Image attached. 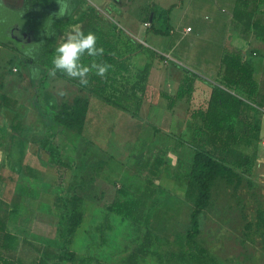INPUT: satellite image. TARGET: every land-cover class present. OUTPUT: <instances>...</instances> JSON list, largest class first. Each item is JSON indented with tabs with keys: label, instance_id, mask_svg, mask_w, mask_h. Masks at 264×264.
<instances>
[{
	"label": "rangeland",
	"instance_id": "374dc122",
	"mask_svg": "<svg viewBox=\"0 0 264 264\" xmlns=\"http://www.w3.org/2000/svg\"><path fill=\"white\" fill-rule=\"evenodd\" d=\"M60 2L0 0V97L16 101L13 108L0 103V218L14 236L5 255L34 264L43 257L37 249L48 246L53 252L45 264H70L55 257L62 245L58 197L76 194L82 222L70 244L74 264L80 258L86 259L82 264H124L145 227L108 207L117 199L134 198L148 180L153 193L144 211L153 242L151 254L138 264H199L187 254L184 259L170 254L188 251L196 195L189 185L194 153L190 114L206 107L223 48L229 47L240 49L256 83L253 101H247L260 121L259 139L238 147L255 155V163L250 175L241 174L238 187L223 179L214 183L209 204L198 216L195 243L215 264H264V224H257L258 212L264 218V3L256 11L261 27L242 36L231 16L234 0H64L71 16L58 17ZM14 23L34 32L31 42L6 33ZM74 27L114 44L130 69L121 83H133L137 71L151 63L136 117L78 79L51 74L54 49ZM26 45L35 49L31 58L24 55ZM186 75L194 77L193 93L168 111L161 95L175 94ZM235 93L246 100L242 89ZM77 97L89 102L80 132L52 119L62 103L71 105ZM43 138L69 165L61 168L60 181L40 147Z\"/></svg>",
	"mask_w": 264,
	"mask_h": 264
},
{
	"label": "trees",
	"instance_id": "16d2710c",
	"mask_svg": "<svg viewBox=\"0 0 264 264\" xmlns=\"http://www.w3.org/2000/svg\"><path fill=\"white\" fill-rule=\"evenodd\" d=\"M263 3L264 0H234L231 16L234 26L239 29L242 36L261 27L262 20L256 16V11ZM153 32L165 34L159 29H153ZM261 40L264 42V34ZM97 46L104 49L103 56L83 57L82 63L90 66L95 60V62L110 64L111 68L104 77L90 72L88 84L83 86H87L91 92L105 97L108 103L116 108L130 112L132 116L136 117L145 97V83L151 63L146 62L143 68L137 71L133 83L127 85L124 81L121 83V80L130 69L118 49L112 42L102 39L97 41ZM220 65L221 71L218 80L211 86L206 107L193 110L188 124L194 151L189 185L196 191L190 216L191 228L185 241L188 251L180 252L178 255L170 254L171 257L176 256L179 259H184L187 254L189 258L199 264H215L208 253L203 248H197L195 243V236L198 232V216L209 204L211 188L218 179H223L225 182L233 184L234 187H238L242 181L241 174L250 175L252 173L255 155L250 156L238 147L251 146L258 141L260 134V121L255 117L253 106L248 102L253 101L256 83L252 70L243 61L240 49L224 47ZM56 74L60 77L65 76L60 72ZM193 84L194 78L186 75L177 87L175 94L162 93L161 96L166 101V109L171 111L177 100L190 97L193 93ZM237 89L244 91L246 100L235 93ZM0 103L11 108L16 105V101L5 94L1 95ZM88 106L89 102L86 98L77 97L71 105L62 103L52 119L70 130L80 132ZM238 125L240 128H237ZM40 147L49 156V162L54 166L60 181L62 179L61 168L69 167V165L62 160L57 148L47 138L41 140ZM226 156L231 157L230 162L225 160ZM117 192L123 196L126 194L121 191ZM152 193V182L147 180L144 189L138 192L134 198L117 199L108 207L110 211L130 219L132 223H142L145 227L141 243L131 250L125 258L124 264H138L140 259L151 254L153 235L149 217L144 210L146 201ZM58 199L62 201L63 210L59 233L62 245L55 257L58 261L74 264L77 257L75 252L70 249V244L75 231L82 222V201L81 197L76 194L69 198L58 197ZM258 220H262L260 222L264 224L261 211L257 213ZM259 221L257 224H260ZM13 239L14 236L7 229L5 221L0 218V264H24L20 259H12L5 255ZM37 252L42 253L43 257L34 264H45L44 259L53 251L50 247L43 246L38 248ZM85 260V258H80L78 263L82 264Z\"/></svg>",
	"mask_w": 264,
	"mask_h": 264
},
{
	"label": "clouds",
	"instance_id": "9594fccd",
	"mask_svg": "<svg viewBox=\"0 0 264 264\" xmlns=\"http://www.w3.org/2000/svg\"><path fill=\"white\" fill-rule=\"evenodd\" d=\"M58 17L71 16L69 5L61 0ZM24 55L31 58L35 49L30 45L24 48ZM104 49L97 46V36L94 32L83 31L80 27H74L63 34L61 42L54 49V55L51 60V74L57 72L67 77L78 79L81 85L88 84V74L94 72L99 77H104L111 68L110 64L103 62H93L90 66L82 63L83 57H102ZM39 69L33 68V74H38Z\"/></svg>",
	"mask_w": 264,
	"mask_h": 264
},
{
	"label": "water",
	"instance_id": "95a60500",
	"mask_svg": "<svg viewBox=\"0 0 264 264\" xmlns=\"http://www.w3.org/2000/svg\"><path fill=\"white\" fill-rule=\"evenodd\" d=\"M6 33L9 36L23 40V42H31L34 38V32L31 30L22 29L18 23L12 24L7 30Z\"/></svg>",
	"mask_w": 264,
	"mask_h": 264
},
{
	"label": "bare ground",
	"instance_id": "6f19581e",
	"mask_svg": "<svg viewBox=\"0 0 264 264\" xmlns=\"http://www.w3.org/2000/svg\"><path fill=\"white\" fill-rule=\"evenodd\" d=\"M262 160L256 162V170H259Z\"/></svg>",
	"mask_w": 264,
	"mask_h": 264
},
{
	"label": "crops",
	"instance_id": "0c3cea01",
	"mask_svg": "<svg viewBox=\"0 0 264 264\" xmlns=\"http://www.w3.org/2000/svg\"><path fill=\"white\" fill-rule=\"evenodd\" d=\"M192 29V28H191ZM222 55V54H221ZM190 62H192V61H190ZM194 63V62H193ZM189 68H191V67H189ZM194 78V77H193ZM194 82H195V80H194ZM200 82V80H197L196 79V83H199ZM179 86V85H178ZM194 88V87H193ZM210 91H211V89H210ZM210 91H209V94H210ZM183 100V99H182ZM141 109H142V106L140 107V109H139V112L141 111ZM125 200V199H124Z\"/></svg>",
	"mask_w": 264,
	"mask_h": 264
},
{
	"label": "built area",
	"instance_id": "2783aa9c",
	"mask_svg": "<svg viewBox=\"0 0 264 264\" xmlns=\"http://www.w3.org/2000/svg\"><path fill=\"white\" fill-rule=\"evenodd\" d=\"M185 30H186V31H190L191 28H190V27H187ZM164 56H165L166 58H171V57L169 56V54H164Z\"/></svg>",
	"mask_w": 264,
	"mask_h": 264
}]
</instances>
